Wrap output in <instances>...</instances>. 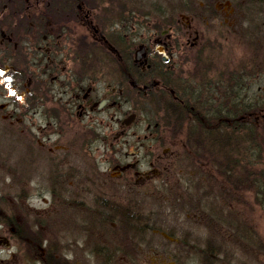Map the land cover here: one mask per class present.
<instances>
[{
	"label": "flooded vegetation",
	"instance_id": "obj_1",
	"mask_svg": "<svg viewBox=\"0 0 264 264\" xmlns=\"http://www.w3.org/2000/svg\"><path fill=\"white\" fill-rule=\"evenodd\" d=\"M161 1L0 0V122L23 137V199L38 176L56 212L47 230L24 210L22 233L0 218V246L20 245L27 262L212 264V233L252 234L240 187H253L264 77L250 58H219L237 0ZM151 94L164 122H138ZM222 160L245 166L234 184Z\"/></svg>",
	"mask_w": 264,
	"mask_h": 264
},
{
	"label": "rangeland",
	"instance_id": "obj_2",
	"mask_svg": "<svg viewBox=\"0 0 264 264\" xmlns=\"http://www.w3.org/2000/svg\"><path fill=\"white\" fill-rule=\"evenodd\" d=\"M179 2L180 0H172V5L174 6L176 4H179ZM160 4H163V1L156 0V6L163 8V6ZM172 12L173 14L177 13V9L175 7H172ZM255 12H262V8L260 9V6L256 5L248 11L240 9V14L237 15V18L235 19V23L233 25V27L236 28V32L234 35L236 36V40L235 42L230 43H225V40L223 41L221 48H219L220 59L227 61H229V59L231 61H238L249 58L252 55V49H250L248 43L252 41L255 42V44H260L261 48L258 47V49L264 51V33L258 35L260 38L257 36L251 37L249 33L250 27L254 26L253 22L255 24L261 23L258 19L259 17H254V14H256ZM227 27L229 26L225 25V28ZM262 55V57H264V52L262 53ZM192 66L193 64H189V67ZM255 69L256 72L253 76L257 75L264 77V72L262 71L264 70V67L259 68V66H257ZM259 78L260 77H253L252 87L254 91L256 90V87L258 85H261L260 82L256 81V79ZM161 95L162 94L158 96L164 98V96ZM152 97L154 96L151 94L147 98H144L143 96L140 98V115L138 122H144L148 120L153 122L165 121L164 119H162V116L160 115L161 113H155L156 106L154 107V100L152 99ZM166 101V99H162L160 105L162 104V107H164ZM262 123H264V120ZM22 138L23 137H21L19 131L9 130L5 127V125H3L2 122H0V207H2L0 208V218H11L8 222V226L10 225L11 227L16 228V230L22 233L23 212L24 210H26V212L28 211V217L30 213L29 218H38L40 214H45L46 220L43 219L45 223L44 226L47 227L48 225L51 229H53L55 225L53 216L56 215V212L48 208L49 200L46 196H44V194L36 193L38 176H36L37 178H32L33 189L29 193V195H32V197L28 199L29 202H25V198L23 199V167L26 161V154ZM253 139L255 142L253 144H255L256 146L253 148V154L256 155V157L254 158L252 163L249 164L247 175V181H250L251 177V187H253L252 191L250 190L251 192H245V188H248L249 183L244 184V182L242 181L240 187V200L242 201L241 203H239V209L242 212L246 210V212L249 214L252 234L250 235V233H247L246 235L245 233H243V236H239L236 238L231 237L225 240L219 237L218 240L217 235L212 233L210 238H216V241L212 243L207 242L202 244V246L206 248V252H208L207 258L205 260L206 262H210L212 264H264V127L263 129L262 127H259L258 129L254 128ZM234 165L235 164L231 163L230 161H221V176L228 177V180L231 178V182H235L236 180L235 172L239 173L242 171V174H244V171L246 170L245 166L238 167L237 165V168H233L232 166ZM233 200L234 198L232 197L229 203V207L231 206ZM8 206H10L11 209L8 208ZM44 210H46V212L43 213ZM222 225L223 224H221V226ZM6 228L7 226L3 225L2 227H0V230L4 231V229ZM58 228L59 227L57 226V230ZM197 228L201 229L200 232L204 231V235L206 236V238H208L209 232L211 233L210 229H206L205 227H201L199 225L197 226ZM221 228L223 229V227ZM47 233L48 232L44 233L45 238ZM54 237L51 234L48 236V240L52 242ZM20 252V245L18 248L16 246H9L7 248L0 246V264H34L33 260L31 259H29V261L27 262L26 255L24 257ZM11 255H13L14 257L11 258ZM192 257L195 264H202V258L198 256ZM144 261L148 264L151 263V260L148 259H144ZM191 261L192 259L189 258L188 262ZM80 262L81 264H105L104 260L96 258H92L91 260H80ZM184 263L185 259L180 262V264Z\"/></svg>",
	"mask_w": 264,
	"mask_h": 264
},
{
	"label": "trees",
	"instance_id": "obj_3",
	"mask_svg": "<svg viewBox=\"0 0 264 264\" xmlns=\"http://www.w3.org/2000/svg\"><path fill=\"white\" fill-rule=\"evenodd\" d=\"M260 6V9L262 8V12H255L256 14H254V17H259L258 19L260 20V24H254V29L252 30V37L260 35V28L262 26H264V0H237V7L238 9H242L245 11H248L249 9H251L253 6ZM251 12V11H250ZM252 13V12H251ZM256 32V33H255ZM248 45L251 46L252 48V55L249 57L252 60V65L253 68L255 69L257 66L263 67L264 66V57H262V53L264 51H261L260 49H258V47H260V44H255V42H249ZM261 56V57H260ZM3 220L5 218H2ZM4 222V221H3Z\"/></svg>",
	"mask_w": 264,
	"mask_h": 264
},
{
	"label": "water",
	"instance_id": "obj_4",
	"mask_svg": "<svg viewBox=\"0 0 264 264\" xmlns=\"http://www.w3.org/2000/svg\"><path fill=\"white\" fill-rule=\"evenodd\" d=\"M5 244H6V242H5Z\"/></svg>",
	"mask_w": 264,
	"mask_h": 264
}]
</instances>
